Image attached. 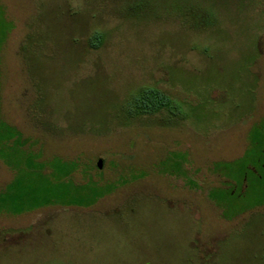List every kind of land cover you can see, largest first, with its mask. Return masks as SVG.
<instances>
[{"label":"rangeland","instance_id":"1","mask_svg":"<svg viewBox=\"0 0 264 264\" xmlns=\"http://www.w3.org/2000/svg\"><path fill=\"white\" fill-rule=\"evenodd\" d=\"M0 264H264V0H0Z\"/></svg>","mask_w":264,"mask_h":264},{"label":"trees","instance_id":"2","mask_svg":"<svg viewBox=\"0 0 264 264\" xmlns=\"http://www.w3.org/2000/svg\"><path fill=\"white\" fill-rule=\"evenodd\" d=\"M161 98H163V99H161ZM165 100H166V96L163 97V93H162V92H160V91H155V95L152 96V101L150 102V104H147V103L145 102V100H143V99H138V101H137V106H138V107L145 108V109H147L148 111H152V110L158 108L160 105L164 104V103H165ZM252 129H253V127H252L249 131H251ZM14 183H15V181L9 183V184L7 185V187H12ZM67 206H68V205H67Z\"/></svg>","mask_w":264,"mask_h":264},{"label":"water","instance_id":"3","mask_svg":"<svg viewBox=\"0 0 264 264\" xmlns=\"http://www.w3.org/2000/svg\"><path fill=\"white\" fill-rule=\"evenodd\" d=\"M100 163H101V161H100V160H98V162H97V166H98V167L100 166Z\"/></svg>","mask_w":264,"mask_h":264}]
</instances>
